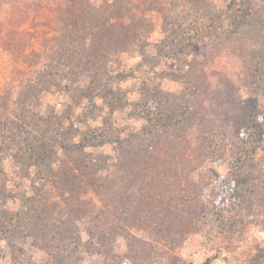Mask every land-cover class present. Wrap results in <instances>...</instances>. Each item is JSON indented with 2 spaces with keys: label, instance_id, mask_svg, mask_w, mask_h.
<instances>
[{
  "label": "rangeland",
  "instance_id": "obj_1",
  "mask_svg": "<svg viewBox=\"0 0 264 264\" xmlns=\"http://www.w3.org/2000/svg\"><path fill=\"white\" fill-rule=\"evenodd\" d=\"M211 254L264 264V0H0V264Z\"/></svg>",
  "mask_w": 264,
  "mask_h": 264
},
{
  "label": "trees",
  "instance_id": "obj_2",
  "mask_svg": "<svg viewBox=\"0 0 264 264\" xmlns=\"http://www.w3.org/2000/svg\"><path fill=\"white\" fill-rule=\"evenodd\" d=\"M122 138H123L122 133H118L115 136V138L113 139V140H115L114 143H113V146L115 147L114 149L116 151V154L118 155L117 157L120 158V161H121V158L123 156L122 150H124L123 142L121 141ZM43 142H44V140L42 141V144H43ZM44 144H46V142ZM18 148L23 150V148L21 146H18ZM42 148H43V150H46V156L42 155V149L40 147H38V148L36 147V149L30 150L32 152L34 151L35 158L38 159V161H41V162L47 161V160L51 159L52 156H55L57 154V150L58 149L55 150L52 153V155H49V156L47 155L48 152H49V154H51V152H52L51 149L53 148V146L50 143H48V142H47V146H45V147L42 146ZM23 151L24 152H30V151H27V149H24ZM21 157L22 158H26L25 154H22ZM213 258H214V256H213V254H211V255L207 256L205 258V260L203 261V263H201V264H208L209 262L212 261Z\"/></svg>",
  "mask_w": 264,
  "mask_h": 264
}]
</instances>
